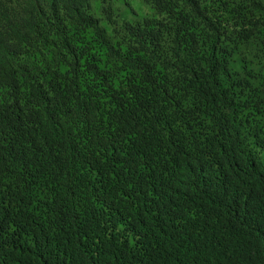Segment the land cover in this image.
Returning a JSON list of instances; mask_svg holds the SVG:
<instances>
[{
    "label": "trees",
    "instance_id": "1",
    "mask_svg": "<svg viewBox=\"0 0 264 264\" xmlns=\"http://www.w3.org/2000/svg\"><path fill=\"white\" fill-rule=\"evenodd\" d=\"M0 264H264V0H0Z\"/></svg>",
    "mask_w": 264,
    "mask_h": 264
},
{
    "label": "rangeland",
    "instance_id": "2",
    "mask_svg": "<svg viewBox=\"0 0 264 264\" xmlns=\"http://www.w3.org/2000/svg\"><path fill=\"white\" fill-rule=\"evenodd\" d=\"M134 7L138 8L136 5ZM125 8L128 9L130 12H132V10L128 4L125 5ZM131 14L134 15L133 13H131Z\"/></svg>",
    "mask_w": 264,
    "mask_h": 264
}]
</instances>
